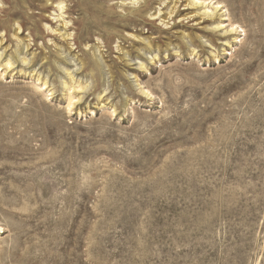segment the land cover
<instances>
[{
  "label": "rangeland",
  "instance_id": "rangeland-1",
  "mask_svg": "<svg viewBox=\"0 0 264 264\" xmlns=\"http://www.w3.org/2000/svg\"><path fill=\"white\" fill-rule=\"evenodd\" d=\"M86 3L0 0V264H264V0Z\"/></svg>",
  "mask_w": 264,
  "mask_h": 264
},
{
  "label": "bare ground",
  "instance_id": "bare-ground-1",
  "mask_svg": "<svg viewBox=\"0 0 264 264\" xmlns=\"http://www.w3.org/2000/svg\"><path fill=\"white\" fill-rule=\"evenodd\" d=\"M97 1L98 0H85V2H87L86 3L87 9L89 10L91 16H94V17L98 18L99 16L105 14L104 12H106V9H101L99 6H97ZM244 1L248 3L249 0H244ZM102 8H103V6H102ZM132 16L133 17H138V18L142 17V15L140 14V10L132 12L130 17H132ZM58 17L59 18L62 17V14H60ZM130 19H132V18H130ZM94 25H95V22H91L90 23V27L94 28ZM233 30H236V29L234 28ZM147 95H149V94L147 93ZM3 233H4V229L0 226V234H3Z\"/></svg>",
  "mask_w": 264,
  "mask_h": 264
}]
</instances>
